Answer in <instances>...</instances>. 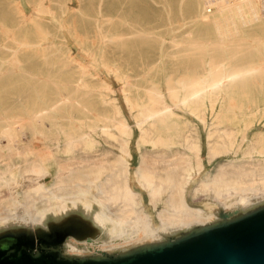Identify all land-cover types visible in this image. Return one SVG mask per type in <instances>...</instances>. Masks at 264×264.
Listing matches in <instances>:
<instances>
[{
  "label": "bare ground",
  "instance_id": "1",
  "mask_svg": "<svg viewBox=\"0 0 264 264\" xmlns=\"http://www.w3.org/2000/svg\"><path fill=\"white\" fill-rule=\"evenodd\" d=\"M34 6L54 15L42 0ZM59 6L54 31L17 4L16 25L0 19L4 39L14 44L8 55L0 52V62L16 66L25 82L21 109L5 108L0 98V184L17 178L9 162L11 153L23 157L21 175L37 179L25 180L23 203L16 193L0 189V227L14 225L5 209L24 206L25 215L17 224L24 225L25 238L21 239V231L12 230L18 240L12 251L27 249L34 259L48 252L67 259L130 255L164 247L173 236L190 237L247 214L250 196L264 195V129L247 137L256 116H264V0H198L188 26L174 34L164 50L166 68L159 53L152 63L141 55L147 43L158 50L162 34L140 26L122 9L101 17L82 12L76 21L63 19L67 4ZM26 21L29 30L22 28ZM77 24H90L91 35L88 30L79 31ZM62 30L124 83L123 99L136 110L139 132L135 143L141 154L133 176L151 205L162 201L158 226L143 209L141 192L130 183L133 128L115 97L108 95L109 83L88 76L84 63L57 45L55 37H62ZM133 54L141 60L138 72H132L127 62ZM30 59L38 63L25 65ZM3 72L0 69V75ZM98 103L103 108L98 109ZM176 107L203 124L208 113L212 117L205 152L210 162L236 154L247 139L246 159L220 164L193 187L192 196L201 192L217 201V209L209 207L206 214L185 196L204 167L201 137L195 124ZM98 132L117 141L120 154L86 162L78 150L94 146L93 134ZM18 140L21 147L16 146ZM147 143L149 151L143 148ZM53 167L57 180L50 192L44 179ZM91 187L97 188V196L90 194ZM58 190L63 192L58 194ZM38 198L47 200L48 212L35 206ZM71 210L90 214L100 236L69 234L56 246L43 243L47 240L43 234L50 236L69 225L67 217L55 218Z\"/></svg>",
  "mask_w": 264,
  "mask_h": 264
},
{
  "label": "rangeland",
  "instance_id": "2",
  "mask_svg": "<svg viewBox=\"0 0 264 264\" xmlns=\"http://www.w3.org/2000/svg\"><path fill=\"white\" fill-rule=\"evenodd\" d=\"M35 1L36 0H0V19L5 21L9 25L11 24L16 25L18 23V16L15 13L16 9L14 7L15 4H17L25 14H27L28 16H32L33 18L39 19L42 25L47 26L49 27L48 29L54 31L53 24H57L56 16L61 14L59 3L67 4V11L65 12V14H63V19L72 18L75 19L76 21L80 20V17L82 16V12L88 14H97L99 17H101L102 15L113 14L116 11L122 9V11L125 12L126 15L134 19L140 26H143L148 29H153L154 31L160 32L162 34V40L159 45V49L157 50L150 48L151 43H147L146 45H144V48H146V50L144 52L142 51L143 54L141 53V55L143 60L147 59L148 63L149 62L152 63L156 58V55L159 53L160 58L162 59L161 64L163 68H166V64L164 63L166 59L164 56V50L169 47L170 41L174 36V34L183 31L185 27L188 26L186 22L189 20V17L193 14V11L197 6V2H198V0H42V3L45 6L53 10L54 13L53 15L51 13L40 11L37 8H35L34 6ZM24 27H27V29L29 30L30 23L27 21L24 22L22 28ZM76 27L81 32H84V30H88L89 35H91L92 26L90 24H87V26L85 27H82L81 25L77 24ZM60 34L62 35V37H58V36L55 37V39L57 40L56 42L57 45L63 50H65L72 57L84 63L87 69L88 76H90L91 78H100L106 81L107 83H109L111 90L107 91L108 95L115 97L116 101L121 106V109L124 115L126 116L128 122L132 126L133 137L130 142V150L132 153V158L130 159L131 162L130 183L134 189L141 192L143 209L150 215L153 225L158 226L159 221L157 219V211L161 208L162 201H159L156 206L151 205V203L147 201L148 197L146 191H143L136 186L133 176V170L135 166L139 163L140 154H141L135 143L136 138L139 135V132L135 125L136 110L130 109L125 104L123 99V84H124L123 81L115 77L114 73L110 71L108 68H106L99 60L94 59L92 56L84 52L81 49L78 41L75 40L74 37L67 30H62ZM4 37H5L4 33L0 30V45L3 47L0 48V52L3 53V55L5 56L8 55V51L13 48L14 44L9 39H4ZM49 40L50 38L48 40H44L43 44L47 45L49 43ZM107 49L112 50L111 47H108ZM114 52L115 50H113V54ZM125 55L127 56L128 54ZM34 61L38 63L36 60L30 59L27 60L26 62L24 61V64L30 66L31 64H33ZM127 62L129 63V66L132 68V72L140 71L141 60L136 54H133L130 58H128ZM0 69L4 71L0 75V87H1L0 98L2 105L5 108H12L14 110H19L21 109L22 98L25 95L24 92L25 82L22 79L21 73L18 71V68L16 66H12L11 63H9L7 60L4 62H0ZM167 101L170 103L168 98ZM101 108H103V106H101L98 103V109ZM174 109L180 113H183L185 117H187L193 124H195L201 137L202 158L204 161V167L199 175L194 176L192 182L187 187L185 196L190 205L202 207L203 214H206L208 213L209 207L213 206L212 207L213 209L215 210L217 209L215 208V206H217V201L214 198H212L213 197L212 195H204V193L201 192H199L196 196H192L191 193L193 187L198 185L201 179H207L209 177L207 173L215 172L219 168L220 164L223 163L238 164L239 162L246 159L247 157L243 155V152L247 144V139L240 145L236 154L230 153L225 157H219L210 162L207 160V157L205 155L206 135L208 129L212 127L211 124L212 117L210 116V114L209 113L207 114L206 124H203L197 121L191 114H189L185 110L179 107L178 108L176 107ZM255 119H256L255 123L247 131V137L250 136L257 129H264V116L258 115L256 116ZM93 136L96 140V144L94 146L90 148L84 147L78 150L79 153L84 155V157L86 158V162H92L96 159L99 160L107 155L109 157L112 155L120 154L119 145L117 141H115L113 138L106 136L101 132L94 133ZM238 138L239 136L237 135V139ZM24 139L25 138H23V140ZM16 146L21 147L22 141L18 140L16 142ZM143 148L149 151L151 147L147 143L144 145ZM11 154L12 155L10 157L9 162L11 163L12 168H14V170L17 171V175H16L17 178L10 183H1L0 189L6 188L9 189L10 192L16 193L18 195V199H20V201L23 203L26 200L23 193L25 180L28 179L31 182H35L37 179H35L34 177L27 178L22 176L21 172L24 168L23 157L15 153H11ZM59 154L62 156H68L67 154L63 155V153L61 152ZM254 156L256 158V155ZM2 162L3 161H0V164ZM52 170L53 171L51 172V174L44 179V183L47 185L48 190L50 192L54 191L55 183L57 180L55 167H53ZM104 178H105V174L102 175L99 183H101L104 180ZM62 192L63 190L57 191L58 194ZM90 194L97 196L99 194L97 188L91 187ZM164 197L165 195H163V198ZM236 200H237L236 198H233L232 201H236ZM51 202L52 204H55L53 199ZM35 206L38 209L43 210L45 213L48 212L49 205L47 204V200L45 198H41V199L38 198ZM117 206L118 205H115L113 209H115ZM93 207L96 210H100V207L98 205H94ZM23 208H24L23 205H19L18 208L11 207L3 211L5 213H8L12 218H14V219H10V223L14 225H10L7 227L6 226L0 227V245L2 246L8 245L14 242V240H16L14 238L12 230L21 231L20 232L21 234L24 233L23 231L25 229L24 225L17 224L20 223L21 218L25 215ZM263 209H264V195H252L250 196V205L248 211L244 213H247L245 215H250L251 213H257L258 211H261ZM242 216L244 215L241 214L240 216L234 219H238ZM64 217L65 218L67 217V220H69L70 222L69 228H71V230L76 229L79 232H84L83 230L90 229L91 234L92 232L94 234L93 238H96L101 234V230H98V227L97 229L95 228L94 221L91 218L90 214L88 213L83 214V212L79 210L76 211L71 210L65 216L55 219L60 220ZM49 219L50 218H48L45 221L47 224L49 223ZM234 219H231L230 221ZM176 241H179V239L173 236L172 242H170V244L175 243ZM21 253L22 254L26 253V255H30V252L27 249H22ZM40 257L46 260L47 259L54 260L56 258L59 261L69 260L64 257H58V255L55 252L42 253ZM111 257H116V256H111ZM85 259L88 261H92L95 259H107V257L92 256ZM70 260L78 261L79 258H73Z\"/></svg>",
  "mask_w": 264,
  "mask_h": 264
},
{
  "label": "water",
  "instance_id": "3",
  "mask_svg": "<svg viewBox=\"0 0 264 264\" xmlns=\"http://www.w3.org/2000/svg\"><path fill=\"white\" fill-rule=\"evenodd\" d=\"M170 244V243H169ZM161 248L55 264H264V209ZM31 258V257H30ZM40 260L42 259H32Z\"/></svg>",
  "mask_w": 264,
  "mask_h": 264
},
{
  "label": "flooded vegetation",
  "instance_id": "4",
  "mask_svg": "<svg viewBox=\"0 0 264 264\" xmlns=\"http://www.w3.org/2000/svg\"><path fill=\"white\" fill-rule=\"evenodd\" d=\"M71 227V226H70ZM86 228V227H85ZM84 229V227H83ZM84 232H79L78 230H71V228H69V225L61 230H55L52 235L48 236L46 234H43L42 236L44 238H46V242L43 243H47L50 245H58L62 242V240L66 237V235L69 234H74L78 237H84L86 235L88 236H94L93 232L91 234V230L87 229V230H83ZM21 239L25 238L24 234H21ZM48 237V238H47ZM14 238L16 239V237L14 236ZM50 243H49V242ZM18 240H14V242H12L11 244L8 245H0V264H55L53 259H44L42 257H40L39 259L44 260V263H41L40 260H32L33 257L31 255H26V253L22 254L21 252L18 253H14L12 251V245L17 243ZM39 242V241H38ZM32 244V242H31ZM31 257V258H30Z\"/></svg>",
  "mask_w": 264,
  "mask_h": 264
}]
</instances>
